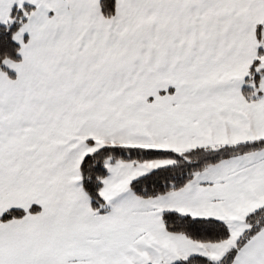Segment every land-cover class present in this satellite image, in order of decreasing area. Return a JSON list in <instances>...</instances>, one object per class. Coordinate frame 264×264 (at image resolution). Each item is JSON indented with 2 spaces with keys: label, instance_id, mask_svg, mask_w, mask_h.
<instances>
[{
  "label": "snow or ice",
  "instance_id": "1",
  "mask_svg": "<svg viewBox=\"0 0 264 264\" xmlns=\"http://www.w3.org/2000/svg\"><path fill=\"white\" fill-rule=\"evenodd\" d=\"M0 264H264V0H0Z\"/></svg>",
  "mask_w": 264,
  "mask_h": 264
}]
</instances>
